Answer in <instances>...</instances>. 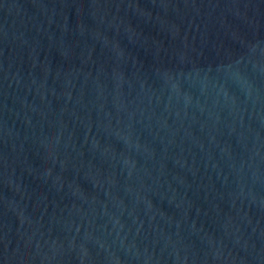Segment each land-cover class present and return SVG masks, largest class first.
Wrapping results in <instances>:
<instances>
[{
	"label": "water",
	"instance_id": "1",
	"mask_svg": "<svg viewBox=\"0 0 264 264\" xmlns=\"http://www.w3.org/2000/svg\"><path fill=\"white\" fill-rule=\"evenodd\" d=\"M0 264H264V0H0Z\"/></svg>",
	"mask_w": 264,
	"mask_h": 264
}]
</instances>
